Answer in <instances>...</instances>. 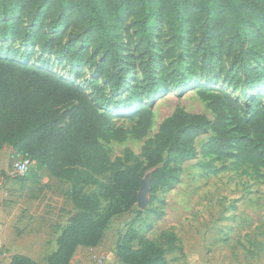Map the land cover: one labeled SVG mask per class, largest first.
<instances>
[{
  "label": "trees",
  "instance_id": "trees-1",
  "mask_svg": "<svg viewBox=\"0 0 264 264\" xmlns=\"http://www.w3.org/2000/svg\"><path fill=\"white\" fill-rule=\"evenodd\" d=\"M128 23L136 29V41L150 50L158 30L166 29L165 59L184 41L197 43L196 51L188 53L189 72L200 67L192 61L199 53L203 69L234 52L227 74L239 97L198 89L213 120L177 110L144 142L139 155L125 149L112 160L105 144L146 137L157 96L169 84L181 93L194 81L191 73L159 64L153 68L151 61L144 64L141 81L132 73L127 78L125 50L133 43ZM67 29L76 38L54 51ZM0 42L50 55L71 69L94 66L89 68L91 80L82 85L56 73L48 61L33 63L28 53L0 54V149L9 146L71 185L67 196L74 213L46 264H69L79 246L97 247L111 220L135 209L146 173L149 213L157 221L164 217L153 206L162 203L159 194L172 190L182 166L198 155L232 161L234 170L246 168L252 179H264L259 144L264 142V87L258 89L264 83V0H0ZM245 98L249 100L242 103ZM110 106L133 111L131 130L113 127ZM209 133L198 152L196 139ZM199 168L213 171L215 166L208 161ZM88 186L98 193L86 192ZM138 215L117 236L119 263L168 264V254L183 255L173 232H161L157 241L141 234L135 228ZM152 227L150 223L145 230ZM9 264L38 263L14 255Z\"/></svg>",
  "mask_w": 264,
  "mask_h": 264
},
{
  "label": "rangeland",
  "instance_id": "rangeland-1",
  "mask_svg": "<svg viewBox=\"0 0 264 264\" xmlns=\"http://www.w3.org/2000/svg\"><path fill=\"white\" fill-rule=\"evenodd\" d=\"M127 27L133 36V43L125 50L127 61L124 62V69L127 71V78L132 73L141 81L144 64L151 61L153 68L159 64L179 68L184 74L191 73L194 81L181 93L176 92L169 84L168 90L157 96L152 107V125L146 137L141 140L129 138L123 143L111 141L105 144L112 160L122 156L125 149L139 155L144 142L152 138L158 132L159 125L177 110L203 114L213 120L214 115L199 98L198 89L202 88L210 93L221 90L234 98L239 97V89L229 86L227 74L235 56L234 52L229 57L222 55L219 61L207 62L203 69H201L204 66L201 63L203 56L199 53L192 61H198L200 67L189 72L191 63L188 60V53L196 51L197 43L184 41L180 48H176L175 55L165 59L162 55L166 52L165 43L170 39L166 29L158 30V35L154 38V48L150 50L146 45L136 41V29L132 24L128 23ZM76 36L74 30H65L60 43L55 42L53 50L74 40ZM183 50L186 51L185 55L182 54ZM7 51L11 54L28 53L33 63L48 61L56 73L76 80L82 85L91 80L89 68H94L92 64L80 69H71L63 62L60 65L58 59L50 55L43 56L34 49L20 48L16 43L0 42V54ZM100 59L101 55H98L95 61L98 62ZM263 87L264 83L258 89L261 90ZM247 96H250L249 92ZM245 100L249 99H241V102L245 103ZM109 109L114 115V128L126 130L133 128L136 122L133 111L116 110L112 106ZM210 136L209 133L196 139L195 149L198 152ZM259 144L264 149V142L260 141ZM14 156L15 154L10 156L6 163V172L1 174L22 186L24 195L23 197L21 195L20 203L23 205L22 214H25L23 218L30 220L39 216L54 222L55 237L73 212L67 196L71 185L55 179L45 169H39L35 164L24 177H14L11 174ZM208 161L213 162L215 169L201 170L200 164ZM263 172L264 169L261 170V173ZM251 176L246 168L234 170L232 161L203 159L198 155L182 166L179 183L172 190L159 194L162 203L155 202L153 206L158 212L163 211L164 217L157 221L149 213L152 207L148 205V187L144 188L146 183L148 184L146 173L135 209L111 220L105 235V244H113L117 236L121 235L139 214L135 228L147 238L157 241L163 231H171L179 238L183 255L177 252L168 254L166 256L168 264H188L189 261L196 264H264V179H252ZM85 190L88 193H98V188L92 186L86 187ZM104 205L105 203L101 201V207ZM150 223L153 227L146 231L145 226Z\"/></svg>",
  "mask_w": 264,
  "mask_h": 264
},
{
  "label": "crops",
  "instance_id": "crops-1",
  "mask_svg": "<svg viewBox=\"0 0 264 264\" xmlns=\"http://www.w3.org/2000/svg\"><path fill=\"white\" fill-rule=\"evenodd\" d=\"M11 152L16 154L9 146L0 149V264H9L14 255H22L38 264H46L45 259L56 250V239L66 224L54 237V222L39 216L30 220L23 218L25 214H22L23 205L20 203L21 195H24L23 188L15 180L1 174L6 172V163L12 155ZM144 188L147 189V183ZM72 211L68 221L74 213ZM106 232L97 247L79 246L69 264H121L115 254L117 238L113 244L106 245ZM188 264L196 263L189 261Z\"/></svg>",
  "mask_w": 264,
  "mask_h": 264
},
{
  "label": "built area",
  "instance_id": "built-area-1",
  "mask_svg": "<svg viewBox=\"0 0 264 264\" xmlns=\"http://www.w3.org/2000/svg\"><path fill=\"white\" fill-rule=\"evenodd\" d=\"M34 164L28 156L16 153L11 162V174L14 177H24Z\"/></svg>",
  "mask_w": 264,
  "mask_h": 264
},
{
  "label": "water",
  "instance_id": "water-1",
  "mask_svg": "<svg viewBox=\"0 0 264 264\" xmlns=\"http://www.w3.org/2000/svg\"><path fill=\"white\" fill-rule=\"evenodd\" d=\"M142 185H143V184H142ZM147 187H148V185H147ZM142 188H143V187H142ZM142 188H141V189H142Z\"/></svg>",
  "mask_w": 264,
  "mask_h": 264
}]
</instances>
